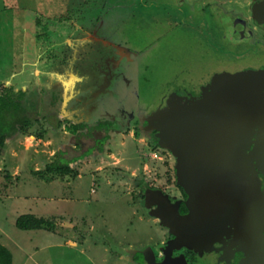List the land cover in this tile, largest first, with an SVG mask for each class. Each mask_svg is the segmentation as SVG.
<instances>
[{
    "label": "rangeland",
    "instance_id": "374dc122",
    "mask_svg": "<svg viewBox=\"0 0 264 264\" xmlns=\"http://www.w3.org/2000/svg\"><path fill=\"white\" fill-rule=\"evenodd\" d=\"M169 2L173 0H0V91L5 85L14 91L25 87L21 101L34 120L24 134L12 132L0 147V243L10 250L12 264H21L25 256L11 240L31 255L33 260L25 258L24 264H132L127 259L134 250L161 246L164 226L147 208L146 191L151 189L142 192L143 207L139 190L145 183L155 186L152 191L173 189L166 187L173 161L166 149L153 147L145 137L148 129L136 124L146 112L167 106L174 112L193 110L218 88L243 112L264 119V91L256 90L258 96L254 91L264 70L247 68L263 57L236 58L231 41L238 33L224 30L225 20L207 19L215 28L209 38L201 26L189 23L192 17L171 9H183L187 0L177 6ZM75 26L88 35L67 36ZM68 37L74 40L72 48L65 44ZM15 107L0 117L1 129L7 125L12 130ZM98 120L113 121L114 128L130 122L120 131L110 130L104 143L102 129L94 127L92 137L84 130L73 134L64 129L82 121L85 129L91 128ZM74 143V152L63 147ZM53 161L67 163L72 173L45 171ZM23 212L50 220L51 228H16L14 220ZM253 212L234 215L242 223L237 251H249L241 264H264V244L249 233L264 224V213ZM208 217L200 219L204 226L184 247L199 250V243H208L206 236H215ZM220 217H211L219 228L225 225ZM160 259L163 264L165 258Z\"/></svg>",
    "mask_w": 264,
    "mask_h": 264
},
{
    "label": "flooded vegetation",
    "instance_id": "af4514ba",
    "mask_svg": "<svg viewBox=\"0 0 264 264\" xmlns=\"http://www.w3.org/2000/svg\"><path fill=\"white\" fill-rule=\"evenodd\" d=\"M179 0H173V3L169 2L170 5L178 4ZM182 1V0H181ZM232 4H231V3ZM242 5L239 3L238 0H187L184 3V8H171L174 12L178 15L189 16L192 17L193 20L199 19L198 22L189 21L192 25L194 24L195 27H202V32L205 36L209 38L215 34V28L212 26L211 23L208 22L209 20H225L224 23V30L225 27H229L230 29H234L238 34L236 38L231 41V46L234 48L235 51H231L226 49L225 52L231 51L232 55L236 58H240L239 56H246L249 58L250 56H258L263 57L260 63H248L249 69L253 68V70H258L262 72L264 70V0H243ZM240 4V5H239ZM172 5V6H174ZM238 5L239 7H236ZM228 6V7H226ZM184 10L185 13L181 14L180 11ZM182 12V11H181ZM187 13V14H186ZM197 13V15H196ZM194 16H196L194 18ZM187 18V17H186ZM223 49L224 46H220ZM242 58V57H241ZM256 68V69H255ZM181 85V84H180ZM183 90L184 87L181 86ZM177 87V90L180 91ZM257 91L261 92L264 91V80L262 84L254 89L256 96H258ZM190 92V91H189ZM194 94V93H192ZM195 95V94H194ZM256 103V101H255ZM256 108V106L254 107ZM151 111V110H150ZM147 112L143 115L146 116ZM263 115H264V100H263ZM264 117V116H263ZM133 119V118H132ZM132 121V120H131ZM130 122V121H129ZM251 128H250V135L248 138V142L246 148L242 152V156L235 157L239 163H241V172L242 177L239 183V186L242 187V194L248 197L249 204L246 205H237L235 203V195L233 192H226L223 193L222 191H216L215 195L218 199L215 200L214 205H210L213 207L209 208L211 211L210 222L213 227L216 229V234L210 236H206L205 239H209L207 244L202 245L199 243V250L188 249L182 245H170L171 241L174 239V235L170 233L169 228L164 226L165 229V238L161 241V246L156 248H147L144 250V253L136 252L134 250L132 253L133 256H130L127 260L132 264H148V260L152 264H158L161 262L160 257L165 258V262L163 264H241L242 259L249 254V251H237L238 247L237 243L240 238H238L239 233L241 232V224L240 222L234 220V215H239V211L247 212V213H254L255 210L256 216L258 214L262 215L264 213V119L262 120H255L252 122L250 120ZM137 125L145 126V122L143 121L142 117L136 122ZM121 126V125H120ZM128 123H123L121 127L117 129H109L107 132L111 131H120L123 128H127ZM95 128L91 129V134L86 135V131L84 130V134L87 137L94 136ZM99 131V130H97ZM103 133V132H102ZM145 135V131L143 132ZM155 131H151L148 135H145L147 139L156 140ZM103 134L101 135V137ZM110 137V134H109ZM107 138V140L109 139ZM94 138V137H93ZM92 138V139H93ZM93 141V140H92ZM72 148L77 147V143H74ZM89 147V146H87ZM86 147V148H87ZM76 150V149H75ZM84 150V149H83ZM168 151V150H167ZM169 152V151H168ZM170 153V152H169ZM171 154V153H170ZM172 158V176L168 177L167 180L170 181V185H166V187H173V189H164L162 192L167 195L168 200L170 201L171 206L177 208V211L180 215L187 214L190 209L187 206V194L184 190L176 183V172H175V164L176 158L171 155ZM239 177H236V182L239 181ZM238 185V182H237ZM155 186L149 185L145 183V186L142 185L139 190V205L142 206L143 202V191L148 189L152 191ZM241 195V194H240ZM164 199H162L163 201ZM149 201V199H148ZM161 201V200H160ZM161 201V202H162ZM163 203V202H162ZM246 203V201H245ZM210 204H212L210 202ZM209 205V204H208ZM155 208L156 206H151ZM205 208L204 210L207 211V206H201ZM200 207V208H201ZM212 210L217 216H221L220 219L225 221L224 227H218L211 221ZM226 210V214L224 211ZM241 212V213H242ZM224 213V214H223ZM233 215H232V214ZM223 215V216H222ZM254 216V215H253ZM249 215V217H253ZM204 218L205 215H202ZM157 220V218H154ZM160 221L157 220V223ZM199 222V221H198ZM200 225L204 226V222H199ZM197 224V223H196ZM199 226L198 224L191 222L190 227ZM171 228V227H170ZM172 229V228H171ZM258 230L257 232H254ZM222 233V234H221ZM252 238L256 234L259 237H254L255 240L259 243L264 244V224L260 223L259 228H251ZM219 234V235H218ZM218 235V237H216ZM245 242L248 241L245 239ZM163 244V245H162ZM163 250V254H160L158 249ZM173 250V251H171ZM176 250V252H174ZM261 250V249H260ZM258 252H261V251ZM145 254L142 260L137 261L138 259L135 258L137 254ZM160 256H159V255ZM264 255V253L262 254ZM176 258V261H175ZM179 258V260L177 259ZM126 259V258H125ZM148 259V260H147ZM206 260V261H204ZM253 264V263H251ZM254 264H262L259 262H255Z\"/></svg>",
    "mask_w": 264,
    "mask_h": 264
},
{
    "label": "water",
    "instance_id": "95a60500",
    "mask_svg": "<svg viewBox=\"0 0 264 264\" xmlns=\"http://www.w3.org/2000/svg\"><path fill=\"white\" fill-rule=\"evenodd\" d=\"M221 87L226 89L224 85ZM217 90L208 94L206 102L196 109L174 112V108L169 110L167 106L143 117L144 127L150 130H145V135L155 131L157 145L176 158V183L188 196L186 203L190 211L180 215L167 195L158 190L146 191L147 208L156 206L150 209V215L174 235L170 245L190 244L202 215H211L210 205L218 199L215 190L233 192L237 205L249 204L239 186L243 174L235 157L242 156L250 135V120L254 122L257 118L243 112L231 98L222 97L224 93ZM236 177L240 179L238 185ZM201 206H207V211ZM191 222L199 226L190 227ZM148 264L152 263L148 260Z\"/></svg>",
    "mask_w": 264,
    "mask_h": 264
},
{
    "label": "trees",
    "instance_id": "16d2710c",
    "mask_svg": "<svg viewBox=\"0 0 264 264\" xmlns=\"http://www.w3.org/2000/svg\"><path fill=\"white\" fill-rule=\"evenodd\" d=\"M14 88L15 87L13 85L3 86V88L0 91V117L1 119L3 118L2 114L3 115L6 114L5 111H7L8 108L13 109L12 108L13 105L16 106L15 107L16 109H14L15 111L12 110L13 112H15L14 119L13 121L9 123V125H11L12 130L8 132L6 130L8 128L7 125H6V129H4V127L3 129H1L0 127V147L7 139L11 138L10 135L12 134V132H13L12 135L24 134L27 128L28 127L30 128L34 124V120L28 117V114H26L25 107H23V104L21 101L23 97L25 98V94L27 96V93L25 92L26 89L25 91H23L19 88L18 90L14 91ZM2 123H3V126H5L3 120H2ZM127 123L129 124V122ZM113 124H114L113 121L98 120L96 121V124L95 123L91 124V128H89L88 126V128L85 129V127H87V123L82 121L76 124L65 125L64 129L68 131L69 133H73V134L76 133L77 131L81 132L80 130H85L86 135L90 134V131L88 129H93L94 127L98 129H102L103 136H102L101 141L102 143H104V141L109 137V135L107 134L108 133L107 131L109 129H117L116 126H115L116 128L113 127ZM151 142L153 143V147L158 148L157 142L155 140H151ZM59 150L61 151V149ZM0 152H1V148H0ZM55 162L56 161L46 164L45 171L57 172V173H61V175L62 174L69 175L70 173H72V168H70L67 165V163L58 165V164H55ZM34 173H41V172L38 170V171H34ZM51 223L52 222L48 219L41 218V217H35L32 214H21L17 216V218L15 219L14 225L16 228L20 230H34V229L36 230L39 228L50 229ZM11 263H12V256H11L9 249L0 243V264H11Z\"/></svg>",
    "mask_w": 264,
    "mask_h": 264
},
{
    "label": "crops",
    "instance_id": "0c3cea01",
    "mask_svg": "<svg viewBox=\"0 0 264 264\" xmlns=\"http://www.w3.org/2000/svg\"><path fill=\"white\" fill-rule=\"evenodd\" d=\"M70 3V2H69ZM68 3V4H69ZM71 3H72V1H71ZM70 3V4H71ZM62 29V31L63 32H65V29L64 28H61ZM84 29H85V26H84ZM80 32H85L86 33V35H88L87 34V31H86V29L85 30H83V31H78V28L75 26L74 28H71V29H69L68 31H67V33H66V35L68 36L69 35V37H72V35L74 34V33H80ZM89 36H93V35H89ZM66 38L65 39V44L66 45H69L71 48H72V45H73V39L72 38ZM5 86H7V85H5ZM9 86V85H8ZM16 88V87H15ZM14 88V89H15ZM19 88H17L16 90H18ZM24 90H25V87L23 88ZM7 141H9V139H7ZM68 146V147H67ZM63 147H65V148H68V150H70V151H72V152H74L75 151V149L74 148H72L71 147V145L69 146L68 144H65V146L63 145ZM61 149H63V148H61ZM59 150V149H58ZM69 157H72L71 155L69 156ZM70 165H71V163H70ZM15 174V173H14ZM52 181V180H51ZM40 198L42 197V195H40L39 196ZM49 200H51V199H49ZM24 211H26V208H25V210ZM21 214H28V213H25V212H23V213H21ZM21 214H19V215H21ZM18 215V216H19ZM17 217V216H16ZM16 219V218H15ZM14 222H15V220H14ZM64 225H70L68 222L67 223H65ZM70 226H73V225H70ZM4 236H6V237H8L6 234H4ZM9 243H12L15 247H17V248H19V250H22V253L24 254V256H25V258H27V259H29V260H33L32 258H31V255H29V254H27L26 252H25V250H24V248L22 247V246H20V245H18L16 242H15V240L14 241H9ZM65 243H67L68 245H70V246H72V247H75V246H77V242L76 241H73V240H71V239H66V241H65ZM10 251V250H9ZM11 253V252H10ZM11 256H12V254H11ZM25 258L23 259V261H21V264H24V263H26L25 262ZM12 264V263H11Z\"/></svg>",
    "mask_w": 264,
    "mask_h": 264
}]
</instances>
